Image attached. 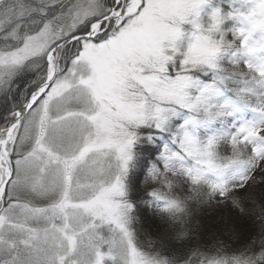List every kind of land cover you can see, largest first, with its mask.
Returning <instances> with one entry per match:
<instances>
[{"label": "snow or ice", "instance_id": "6c2138e0", "mask_svg": "<svg viewBox=\"0 0 264 264\" xmlns=\"http://www.w3.org/2000/svg\"><path fill=\"white\" fill-rule=\"evenodd\" d=\"M0 264H264V0H0Z\"/></svg>", "mask_w": 264, "mask_h": 264}]
</instances>
